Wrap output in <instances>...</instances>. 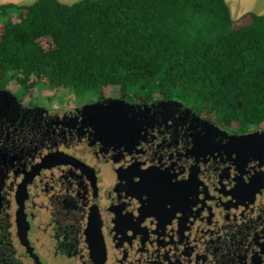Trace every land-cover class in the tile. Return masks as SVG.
Instances as JSON below:
<instances>
[{
	"label": "flooded vegetation",
	"instance_id": "af4514ba",
	"mask_svg": "<svg viewBox=\"0 0 264 264\" xmlns=\"http://www.w3.org/2000/svg\"><path fill=\"white\" fill-rule=\"evenodd\" d=\"M68 94L0 77V264H264V119Z\"/></svg>",
	"mask_w": 264,
	"mask_h": 264
},
{
	"label": "trees",
	"instance_id": "16d2710c",
	"mask_svg": "<svg viewBox=\"0 0 264 264\" xmlns=\"http://www.w3.org/2000/svg\"><path fill=\"white\" fill-rule=\"evenodd\" d=\"M243 18L225 0L4 3L0 77L34 86L54 71L72 77L78 97L158 93L196 109L212 102L224 120L253 125L264 119V14Z\"/></svg>",
	"mask_w": 264,
	"mask_h": 264
},
{
	"label": "rangeland",
	"instance_id": "374dc122",
	"mask_svg": "<svg viewBox=\"0 0 264 264\" xmlns=\"http://www.w3.org/2000/svg\"><path fill=\"white\" fill-rule=\"evenodd\" d=\"M249 2L251 3L252 0H250ZM14 4L20 5L27 3H14ZM14 12H15L14 10H9L8 14L12 16ZM1 28H2V22L0 20V31ZM39 43L41 47L44 49H47L49 47V40L46 38L40 39ZM71 83H72V77L70 75L59 76L55 74L54 71H51L50 74L38 80V82L35 85V88L43 93H48V94H51L52 92H58L59 94H62L65 97L64 99H66L67 101L68 99H71L70 98L71 95L69 96L68 94L70 92ZM204 106L207 108V110H213V111L215 110L212 102L211 103L207 102L204 104Z\"/></svg>",
	"mask_w": 264,
	"mask_h": 264
},
{
	"label": "crops",
	"instance_id": "0c3cea01",
	"mask_svg": "<svg viewBox=\"0 0 264 264\" xmlns=\"http://www.w3.org/2000/svg\"><path fill=\"white\" fill-rule=\"evenodd\" d=\"M34 0H0V4L4 3H30ZM63 3H73L77 0H59ZM232 17L235 20H240V23H245L246 21L242 19L246 13L253 12L257 14H264V0H225ZM242 19V20H241Z\"/></svg>",
	"mask_w": 264,
	"mask_h": 264
},
{
	"label": "water",
	"instance_id": "95a60500",
	"mask_svg": "<svg viewBox=\"0 0 264 264\" xmlns=\"http://www.w3.org/2000/svg\"><path fill=\"white\" fill-rule=\"evenodd\" d=\"M96 105H98V104L97 103L85 104L82 106V110H85L88 107H92V106H96ZM124 105H127V104L124 103Z\"/></svg>",
	"mask_w": 264,
	"mask_h": 264
}]
</instances>
